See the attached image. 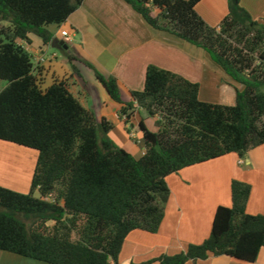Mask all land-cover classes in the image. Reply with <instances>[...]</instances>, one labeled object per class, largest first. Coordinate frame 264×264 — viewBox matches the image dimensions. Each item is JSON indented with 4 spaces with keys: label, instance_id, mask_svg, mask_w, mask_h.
Here are the masks:
<instances>
[{
    "label": "trees",
    "instance_id": "trees-1",
    "mask_svg": "<svg viewBox=\"0 0 264 264\" xmlns=\"http://www.w3.org/2000/svg\"><path fill=\"white\" fill-rule=\"evenodd\" d=\"M144 22L203 49L235 83L234 106L202 102L200 86L150 65L145 87L124 102L115 76L91 69L129 124L137 110L145 146L136 158L109 136L113 124L85 106L71 78L44 87L42 71L23 44H52L84 0H0V141L38 151L28 194L0 186V251L45 264H120L128 236L157 234L170 197L167 178L230 154L244 159L264 145V22L241 0L211 26L197 12L203 0H123ZM68 55L73 73L80 75ZM252 188L231 186L232 206L218 207L211 235L173 256L141 264H187L210 256L254 264L264 248V215L247 213ZM38 193V197L35 194ZM134 264V263H132Z\"/></svg>",
    "mask_w": 264,
    "mask_h": 264
},
{
    "label": "crops",
    "instance_id": "crops-1",
    "mask_svg": "<svg viewBox=\"0 0 264 264\" xmlns=\"http://www.w3.org/2000/svg\"><path fill=\"white\" fill-rule=\"evenodd\" d=\"M241 5L255 20L264 22V0H241ZM197 12L211 26H219L229 13L228 0H203ZM52 27L55 29L52 30ZM49 30L59 46H62L60 42L68 45L65 38H71L68 50H61L77 58L74 64L80 75L74 74L57 53L47 57L52 44L46 46L40 38L32 35L33 43L25 48L30 53L33 51L34 57L37 56L36 68L42 71L44 87L51 86L57 80L71 78L75 90L83 98L84 104L96 113L98 120L105 118L113 124L110 138L128 152L131 141H143L139 128L141 119L145 120L150 130L157 131L156 119L146 117L142 110H137L135 117L126 124L119 116L121 105L117 104V107L112 104L114 101L97 81L94 72L84 65V61L93 64L104 75L118 79L124 102L132 99V92L144 89L146 71L150 65L199 84V99L205 103L234 106L237 90L244 89L243 85L232 81L213 63L204 50L176 36L153 29L123 0H84L80 9L65 24L52 25ZM79 36L81 43L73 44ZM130 125L134 127L131 131ZM126 130H129L130 135ZM20 151L19 146L0 141V184H4L10 175L20 174L15 161L19 159ZM214 161L185 168L178 175L173 174L167 178L170 197L159 232L131 233L122 248L120 264H141L165 255L179 254L190 245L202 244L211 235L218 207L232 206L231 186L235 180L245 182L252 188L247 213L264 215V145L251 150L244 159L230 154ZM216 169L220 174L225 173L224 183L218 174H214ZM12 255L0 251L1 260L12 261L14 264H44ZM187 264L246 263L226 256H210L206 260L190 261ZM254 264H264V248Z\"/></svg>",
    "mask_w": 264,
    "mask_h": 264
},
{
    "label": "rangeland",
    "instance_id": "rangeland-1",
    "mask_svg": "<svg viewBox=\"0 0 264 264\" xmlns=\"http://www.w3.org/2000/svg\"><path fill=\"white\" fill-rule=\"evenodd\" d=\"M54 29H55V27H52V30H54ZM20 43L23 44L24 46H26L27 48L29 47V45L26 43H23V42H20ZM80 43H81V36L77 37L76 40L73 42V44H76V45H78ZM68 45H69V43H68ZM30 49H34V48H30ZM66 50H68V49H66ZM66 50L57 49L56 47H49V54H47V57H49L52 53H57L59 56V59L62 60L63 62H65L68 58ZM31 53L33 54V51H31ZM33 56H35V55L33 54ZM36 57H34V63L35 64H36V60H35ZM66 65L71 69V67L68 63ZM86 78H87V76H86ZM7 85H8V83L6 81H0V90H3L4 88H6ZM112 104H115L118 107V105H117L118 103L112 102ZM85 105L87 108H90L87 104H85ZM145 115H146V117H149L144 112V116ZM150 122L155 123V121H153V120H150ZM136 123H137V121L135 122V125H136ZM133 124H134V122H133ZM155 127H157L156 124H155ZM129 128H130L129 129L130 131H131V129H134L133 125H130ZM129 130L128 131L126 130V133H128L130 135ZM125 137L128 139L127 135H125ZM118 139L121 140L120 136H118ZM133 139L134 138H132V140ZM122 143H124V141H122ZM19 148L21 150L20 154H18L19 159L16 158L15 161L18 165V168L20 169V172H19L20 174L10 175L9 177H7L6 182L4 184L3 183L0 184V186L5 187V188L10 189V190H13V191H16V192H19V193L28 194V193H30V190H31L32 177H33V174H34V171H35V168L37 165V161H38V151H36L34 149L24 148V147H19ZM128 149H129L130 153L137 158L142 157L143 153L145 152V146L143 145V141L141 139H139V142L138 141H136V142L131 141V144L128 145ZM215 161H217V160H215ZM215 164H220V163L216 162ZM221 166H222V163H221ZM214 171H215L214 174H216V175L218 174L219 177L221 178L222 183H224L225 173L222 172L220 174L217 169ZM203 175H206V174L203 173ZM174 188H175V186H174ZM35 196L38 197L39 196L38 193H36ZM3 253L10 254L11 256H13L12 253H8V252H3ZM29 260H32V259H29ZM0 264H14V263H12V261L0 259Z\"/></svg>",
    "mask_w": 264,
    "mask_h": 264
},
{
    "label": "water",
    "instance_id": "water-1",
    "mask_svg": "<svg viewBox=\"0 0 264 264\" xmlns=\"http://www.w3.org/2000/svg\"><path fill=\"white\" fill-rule=\"evenodd\" d=\"M60 44L62 45V46H59L58 44H57V40H53V42H52V46L53 47H56V48H63V49H68V45H65L64 44V42H60Z\"/></svg>",
    "mask_w": 264,
    "mask_h": 264
},
{
    "label": "built area",
    "instance_id": "built-area-1",
    "mask_svg": "<svg viewBox=\"0 0 264 264\" xmlns=\"http://www.w3.org/2000/svg\"><path fill=\"white\" fill-rule=\"evenodd\" d=\"M65 40H66L68 43H71V41H72L71 38H69V37H66Z\"/></svg>",
    "mask_w": 264,
    "mask_h": 264
}]
</instances>
